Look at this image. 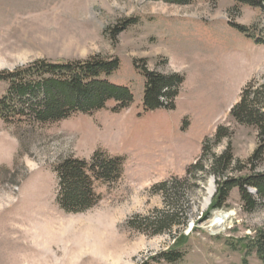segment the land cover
Segmentation results:
<instances>
[{"label":"rangeland","instance_id":"374dc122","mask_svg":"<svg viewBox=\"0 0 264 264\" xmlns=\"http://www.w3.org/2000/svg\"><path fill=\"white\" fill-rule=\"evenodd\" d=\"M96 57L119 62L107 79L131 91L126 108L108 102L47 124L0 117V264H166L158 255L172 248L183 254L174 264H264L254 248L264 207L244 210L234 188L225 208L209 212L210 175L179 189L191 207L185 227L152 235L135 225L165 209L155 186L184 179L199 160L207 168L229 149L233 177L264 170L262 151L251 161L258 130L231 113L244 99L264 112V15L231 0H0V73ZM141 67L182 78L172 109L144 111ZM7 90L0 79V99ZM97 152L121 158L122 176L95 182L92 208L65 212L57 163Z\"/></svg>","mask_w":264,"mask_h":264},{"label":"trees","instance_id":"16d2710c","mask_svg":"<svg viewBox=\"0 0 264 264\" xmlns=\"http://www.w3.org/2000/svg\"><path fill=\"white\" fill-rule=\"evenodd\" d=\"M176 5H187L194 0H166ZM237 5L257 9L264 15V0H231ZM132 21H128V24ZM245 34L244 28H235ZM117 59L91 58L83 62L49 64L37 62L25 69L0 73V79L8 83L6 96L0 99V117L10 122L15 115L28 117L37 123H55L67 119L72 113H91L113 102V112L120 111L132 103L133 95L125 86L115 85L108 77L118 69ZM144 79L142 105L145 112L173 108V98L182 78L176 74L162 75L147 71L141 67ZM257 101L241 100L231 112L244 124L254 125L262 144L253 154L251 161L262 151L264 153V112H260ZM225 130L220 129L215 141L225 137ZM234 160L229 149L209 161L207 168L199 160L190 165L182 180L163 182L155 186L162 191L165 209L157 212V217L143 219L135 225L141 231H151L152 235L172 232L176 226H186V216L190 210L188 197L182 192L188 190L187 183L205 182L207 175L215 179V191L211 198L209 212L226 207L229 192L238 189L242 208L247 211L264 207V170L243 177H233L230 173ZM231 171V172H230ZM242 169L240 170V172ZM58 180L57 203L67 213H81L92 208L98 201L94 184H109L118 180L123 173V160L97 152L90 161L64 159L55 168ZM200 180H199V179ZM187 179V180H186ZM179 185V186H176ZM192 185V184H190ZM179 187V188H178ZM255 192V198L247 190ZM208 219V213L203 216ZM149 233V232H148ZM264 260V234H261L254 247ZM166 264H174L182 259L183 254L174 248L158 255ZM142 264H147L144 262Z\"/></svg>","mask_w":264,"mask_h":264},{"label":"bare ground","instance_id":"6f19581e","mask_svg":"<svg viewBox=\"0 0 264 264\" xmlns=\"http://www.w3.org/2000/svg\"><path fill=\"white\" fill-rule=\"evenodd\" d=\"M209 197H210V195L212 194V188H210L209 189ZM208 197V198H209ZM208 201V200H207ZM227 218V215H224V216H220V217H215L214 219H213V221L214 222H222V221H224L225 219Z\"/></svg>","mask_w":264,"mask_h":264}]
</instances>
